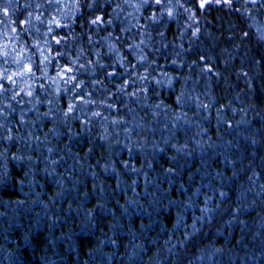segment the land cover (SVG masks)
I'll return each mask as SVG.
<instances>
[{"label":"trees","instance_id":"obj_1","mask_svg":"<svg viewBox=\"0 0 264 264\" xmlns=\"http://www.w3.org/2000/svg\"><path fill=\"white\" fill-rule=\"evenodd\" d=\"M90 2L0 0V72L34 66L31 77L0 80V249L24 242L14 264L31 255L37 264L42 251L28 250L48 245L53 253L71 246L73 264H104L105 255L119 264L122 249L115 262L110 257L121 241L159 221L156 232L166 230L164 239L193 255L187 264H264V16L252 15V0L204 8L171 0L179 5L172 17L153 0L139 11L133 5L142 0H106L99 10ZM117 4L124 11L114 18ZM96 16L104 22L93 25ZM37 42L52 49L51 79L39 70ZM65 64L86 65L69 74L84 81L82 90L57 77ZM145 68L171 84L131 95ZM69 103L74 112L65 116Z\"/></svg>","mask_w":264,"mask_h":264},{"label":"clouds","instance_id":"obj_2","mask_svg":"<svg viewBox=\"0 0 264 264\" xmlns=\"http://www.w3.org/2000/svg\"><path fill=\"white\" fill-rule=\"evenodd\" d=\"M106 2V0H92V2L87 3L88 8H93L95 10L102 9L103 3ZM127 3V0H125V4ZM138 5V4H137ZM137 5H133V7L139 11L140 7H137ZM147 5V4H145ZM179 5H172L171 0H169V3L164 5V11H167L169 7H178ZM150 7V5H149ZM241 7H246V5L242 4ZM254 11L252 12V15L255 16L258 12L261 16H264V3H261L257 5L256 3H252L250 6ZM116 9H119V12H117ZM116 9L113 10V16L114 18L118 17L120 12L124 11V6L121 4L116 5ZM130 15V14H129ZM243 13H241V17H243ZM157 17H155L156 19ZM153 19V17H152ZM247 20H242V26L243 24H246ZM251 28H249V33L247 35L249 36V39H251ZM162 38V35H161ZM129 47H132L135 49L134 45H129ZM109 51H111L109 49ZM97 56H100V53H96ZM140 57H144L142 54ZM139 57V58H140ZM146 61V57H144ZM88 65L95 66L99 64V61H91V64H89V61H87ZM86 66V65H85ZM155 67L152 68V72H155ZM130 76H132V73H129ZM157 81H159L157 83ZM81 82L84 83L83 80ZM171 84V80L165 81L164 79H156L154 76H152L151 72L145 68L144 75H136L135 79L133 80V84L139 83L140 89L139 92H133L135 93L134 96L139 95L140 93H143L146 91V85L151 84L153 91H155L156 87H163L165 83ZM99 84V83H98ZM98 84H93L92 86L95 87ZM72 85L71 80L66 84ZM74 88V86H72ZM124 84H121L118 91H123ZM75 89V88H74ZM97 91H99V88H97ZM132 95V93H131ZM96 103V101H95ZM98 113V112H96ZM95 113H93L94 115ZM98 116V115H94ZM227 199V197H225ZM205 211H207L205 209ZM218 211H223V209H218ZM241 212H243V209H240ZM149 219H151L149 217ZM197 222H200V218L197 217ZM160 222L157 221L153 224L148 225L147 227H142L140 229V232L135 234L134 239L124 244L123 241L117 246V250L115 252L111 253V261L115 262L116 258L120 256V250H123V256H121L119 264H187L188 261L193 259V255L188 252V250H181L177 245H174L170 239H164V237L167 235V231L163 230L160 232H156V229L159 227ZM195 224H193V229H195ZM173 231H176V229H173ZM150 232H156L155 235H151ZM67 239L66 236H62L59 239V244H63L65 240ZM27 240V238H25ZM24 240V241H25ZM143 240V243H137V241ZM23 243L16 244L14 247L11 248H3L0 249V264H14V257L17 256L18 250L19 255L23 256L25 255V250L23 249ZM113 241H109L105 247L111 248L113 246ZM53 245H48L43 250L38 249L36 247L28 250V253L32 251H42V255L36 256L37 257V264H45L46 261H49L52 259V256L59 257V259L56 261V264H73L71 261V255L73 252V249L71 246H69L66 251H62L59 246H56L55 252H51ZM83 255V254H82ZM32 256L29 260L28 256V264H32ZM90 259L92 258V253H89ZM104 264H110L109 257L107 255L102 257ZM75 264H81L80 260L75 261Z\"/></svg>","mask_w":264,"mask_h":264},{"label":"snow or ice","instance_id":"obj_3","mask_svg":"<svg viewBox=\"0 0 264 264\" xmlns=\"http://www.w3.org/2000/svg\"><path fill=\"white\" fill-rule=\"evenodd\" d=\"M153 2L157 6L164 7V5L162 3V0H153ZM214 2L217 5H226V6L231 7L232 3H233V0H214ZM148 3H149V0H142V3L138 4L137 7H142V6H144L145 4H148ZM209 3H210V0H200L199 7L200 8H204ZM252 3H256V0H252ZM56 4L59 5V0H56ZM75 6L77 8H79V0H76V5ZM3 11H4V14L6 16L9 14V9L8 8H4ZM166 13H167V15L169 17H172L173 14H174L171 7H169V9L166 11ZM29 15H31V14H29ZM152 17H153V20H155L156 15L153 14ZM36 19L39 20L40 17L37 16ZM103 22L104 21H103V18L101 16H96V18L91 21V23L93 25H96L98 23H103ZM23 23H30V21L29 20H25V21H23ZM52 23H55L58 28H67L68 27V25H61L59 21H53ZM12 31H16V29H12ZM51 31H52V29L49 28V33H51ZM197 31H199V30H197ZM245 35H247V33H245ZM52 40L55 42L56 45H61V43H62V39L58 38L56 35H52ZM63 40L66 41L67 37H64ZM45 44L47 45L48 41H45ZM37 47H38L39 55H40V58H41L40 59V63L42 65H44L43 68L39 69L41 71V75L44 76L47 79H51L48 76L47 64H46V62L49 60V57L47 55H45V52H51L52 49L51 48H39V42H37ZM109 49L111 50L110 52H115L116 51V49L113 46H111V45H109ZM13 52H16V49H13ZM2 54H3V56L5 58H7L9 56V53L6 50L3 51ZM22 55H23L22 52L17 53L16 60H15V62L17 64H21L22 63L21 60H20V57ZM55 55H56V57L67 56L68 59L71 60L73 63H78V61H79V56L73 57V56H71L70 53H67V52H63L62 53V52L57 51ZM144 59H145L144 57H140L141 62H143ZM200 59H205V58L203 56H201ZM122 62L123 61L120 60V59H118L116 61V63H122ZM89 64H91V61H89ZM100 66L103 67V65H100ZM80 69L87 70L86 66L83 65V64H80L79 68H75V69L72 66H69L68 64H65V65L61 66V70L57 72V77L59 79L63 80L65 84H67L69 82V80H71L72 86H74L75 89L82 90L84 83L81 82V81L77 82V77L75 75H69L70 73H73L74 71H79ZM33 71H34L33 64H31V63L22 64V70L21 71L12 72L11 74H9L7 72V70H4V71L0 72V80H7V81H10L12 83H15L16 82L15 81L16 77H21V78L31 77L32 74H33ZM107 75L108 76H112L113 73L109 72V73H107ZM121 75H123V73H121ZM52 82L55 83L54 80ZM158 82L159 81H157V83ZM92 83L93 84H98L100 82L99 81H92ZM124 83H127V81H125ZM40 87L43 88L44 85L41 84ZM26 88H30V85L26 84ZM0 90H5L6 91V89H4L3 84H0ZM21 91L23 92V91H25V89H21ZM55 91L57 93H59L61 91V89L59 87H57L55 89ZM65 91H67V88H65ZM27 95L29 97H32L33 96V92L32 91H27ZM88 95L91 96V93L89 92ZM132 95L134 96L135 93H132ZM75 98L81 100L82 102H85L84 101V97L82 95H79V92H77L75 94ZM13 99H15V96H13ZM177 99L179 100L180 97H177ZM47 102L49 104H52L53 101L52 100H48ZM88 102L95 103V101H88ZM73 112H74V106L71 103H69L67 105V111L64 113V115L67 116L68 114L73 113ZM45 115H52V113L49 112V113H46ZM94 115H99V113H95ZM9 139H11V137H9ZM221 195H223V193H221Z\"/></svg>","mask_w":264,"mask_h":264},{"label":"rangeland","instance_id":"obj_4","mask_svg":"<svg viewBox=\"0 0 264 264\" xmlns=\"http://www.w3.org/2000/svg\"><path fill=\"white\" fill-rule=\"evenodd\" d=\"M210 3H215V2H214V0H210ZM210 3H209V4H210Z\"/></svg>","mask_w":264,"mask_h":264}]
</instances>
